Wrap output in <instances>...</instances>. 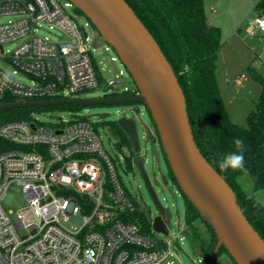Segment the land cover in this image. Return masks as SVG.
Here are the masks:
<instances>
[{
    "label": "built area",
    "instance_id": "built-area-1",
    "mask_svg": "<svg viewBox=\"0 0 264 264\" xmlns=\"http://www.w3.org/2000/svg\"><path fill=\"white\" fill-rule=\"evenodd\" d=\"M72 8L68 0H0V17L17 16L0 25V98L78 99L100 86L90 54L97 37L87 32L89 23L77 24ZM43 25L59 31L61 40L39 36ZM257 32L264 33V16L253 21L250 33ZM16 40L22 43L6 51ZM122 77L118 72L104 89L111 88L112 97L139 96L136 87H121ZM9 192L23 200L15 210L4 206ZM137 212L87 116L0 122V264H162L174 247L148 233Z\"/></svg>",
    "mask_w": 264,
    "mask_h": 264
},
{
    "label": "water",
    "instance_id": "water-1",
    "mask_svg": "<svg viewBox=\"0 0 264 264\" xmlns=\"http://www.w3.org/2000/svg\"><path fill=\"white\" fill-rule=\"evenodd\" d=\"M68 1L98 31L93 47L107 44L113 48L140 95L18 102L0 107V112L52 106L144 105L157 132V136L152 135L151 138L159 142L178 188L217 238L210 264H215L222 247L234 264H264V239L244 215L234 190L198 148L183 89L154 37L125 0ZM110 91L111 88L103 89L104 95ZM117 123L127 134L134 153H140L136 120L123 117ZM139 168L158 210V215L152 218V229L157 234L167 236L170 222L168 212L160 203L142 162H139ZM192 247L196 257L205 258L197 243L193 242Z\"/></svg>",
    "mask_w": 264,
    "mask_h": 264
},
{
    "label": "rangeland",
    "instance_id": "rangeland-1",
    "mask_svg": "<svg viewBox=\"0 0 264 264\" xmlns=\"http://www.w3.org/2000/svg\"><path fill=\"white\" fill-rule=\"evenodd\" d=\"M59 1L63 2L64 0ZM258 1L204 0L205 10L209 19L211 21L215 19L222 32L223 47L218 59L220 90L230 119L242 127H246L247 116L254 110L261 92L260 84L250 77L249 69L252 68L264 75V33L257 32L251 35L248 30L252 21L258 17V12L255 8ZM213 9L217 13H214ZM70 15L79 26H85L86 23H89V26H87L89 35L93 38L98 36L96 28L90 24L91 22L85 15L78 12V9L72 8ZM16 18V15L2 16L0 17V25ZM38 35L53 41H59L62 37L59 31L50 30L48 25H43ZM21 43V40H16L5 44L4 48L6 51H13ZM106 47L109 48L108 51L105 50ZM90 54L101 77L100 86L87 90L75 96L76 98L101 99L105 97L103 93L104 84L120 71L123 72L121 87H135L132 77L111 46L105 45L94 48L90 45ZM112 57L117 60L111 62ZM240 75H245L246 78L240 85H237L236 80ZM17 80L25 83L30 82L28 78L20 76H17ZM77 115L87 116L91 122L95 123L101 136L104 150L115 164L121 183L138 206L139 211L147 215L149 213L154 218L158 215V210L139 168V162L143 163V168L150 178L155 193L170 217L169 235L165 236L151 232L153 237L157 236L164 242H171L174 247L173 256L162 264H207L205 258L195 257L192 241L193 237L209 241L211 240V232L199 220L194 223L195 227L198 228L195 231L196 234H193L188 228L185 220V198L169 175V169L159 142H154L151 138L152 135L157 136V132L147 108L138 103L93 105L81 109L77 112ZM73 116L74 114L70 110L35 111L32 112L30 119H37L40 122L49 124L60 119L68 121ZM124 116L136 120L141 144L140 153L134 154L131 159L127 157L129 152L125 148L120 147L119 138L109 128L110 123L116 122ZM3 117L0 116V122H4ZM238 183L248 196H254L257 201L264 204V191L255 193L253 179L247 173L238 178ZM137 198L140 199L141 203L137 201ZM22 204V198L13 192H9L4 201L6 209L15 210ZM71 223L75 226H80L81 219L72 217ZM215 264H234V262L227 254L221 253Z\"/></svg>",
    "mask_w": 264,
    "mask_h": 264
},
{
    "label": "trees",
    "instance_id": "trees-1",
    "mask_svg": "<svg viewBox=\"0 0 264 264\" xmlns=\"http://www.w3.org/2000/svg\"><path fill=\"white\" fill-rule=\"evenodd\" d=\"M125 1L154 37L174 70L186 97L187 112L198 148L234 190L244 215L264 239V204L257 201L254 196H248L238 183V178L247 173L253 179L255 191H264V75L252 68L249 69L250 77L260 84L261 92L254 110L247 116L246 127L235 124L229 117L218 83V59L223 47L222 32L219 27L209 22L204 0ZM255 8L258 16H264V0H259ZM78 12L81 13L79 10ZM18 102V99L6 95L0 98V107ZM83 108L85 107L24 108L3 111L0 112V116H4V122L19 121L29 120L35 111L70 110L77 115ZM109 126L119 138L120 147L129 152L128 158L131 159L135 153L127 134L119 127L117 121L110 123ZM235 138H241L245 143L244 157L247 170L222 172L218 162L235 151L233 144ZM168 169L173 183L177 186L169 166ZM184 198L188 228L196 234L198 228L194 223L199 220L211 232L209 241L198 237H193L192 241L200 246L207 264H210L217 238L195 207L185 196ZM135 217L148 233L153 232L149 213L147 215L137 212ZM221 253L228 255L224 247L219 250L217 258Z\"/></svg>",
    "mask_w": 264,
    "mask_h": 264
},
{
    "label": "clouds",
    "instance_id": "clouds-1",
    "mask_svg": "<svg viewBox=\"0 0 264 264\" xmlns=\"http://www.w3.org/2000/svg\"><path fill=\"white\" fill-rule=\"evenodd\" d=\"M235 151L224 156L219 162L218 167L222 172L229 170L246 171L244 152L246 150L245 143L241 138L233 140Z\"/></svg>",
    "mask_w": 264,
    "mask_h": 264
},
{
    "label": "crops",
    "instance_id": "crops-1",
    "mask_svg": "<svg viewBox=\"0 0 264 264\" xmlns=\"http://www.w3.org/2000/svg\"><path fill=\"white\" fill-rule=\"evenodd\" d=\"M213 12H214V13H217L215 9H213ZM207 16H208V15H207ZM208 20H209V22H210L212 25H214V26H216V27H219V24L216 23V20H215V19H212V21H211V19H209V17H208ZM252 27H253V21H252V23L250 24L248 30L251 31ZM219 28H220V27H219ZM258 33H260V32H258ZM238 78H243V80H244V78H246V77H245V75H240ZM238 78H237V79H238ZM243 80H242V81H243ZM218 83H219V81H218ZM241 83H242V82H241ZM241 83H240V84H241ZM240 84H239V85H240ZM219 87H220V85H219ZM226 108H227V106H226ZM240 187H241V186H240ZM241 188H242V187H241ZM242 189H243V188H242ZM243 190H244V189H243ZM254 191H255V190H254ZM244 192H245V191H244ZM256 192H258V191H255V193H256Z\"/></svg>",
    "mask_w": 264,
    "mask_h": 264
},
{
    "label": "flooded vegetation",
    "instance_id": "flooded-vegetation-1",
    "mask_svg": "<svg viewBox=\"0 0 264 264\" xmlns=\"http://www.w3.org/2000/svg\"><path fill=\"white\" fill-rule=\"evenodd\" d=\"M110 96V94H108V95H105V97H109ZM150 179V178H149ZM150 218H151V220H152V216L150 215ZM152 222V221H151Z\"/></svg>",
    "mask_w": 264,
    "mask_h": 264
}]
</instances>
